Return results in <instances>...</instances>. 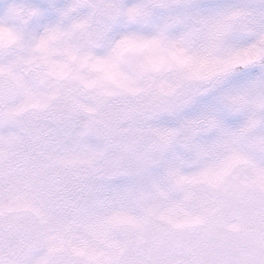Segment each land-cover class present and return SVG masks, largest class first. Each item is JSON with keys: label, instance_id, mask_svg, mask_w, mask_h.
<instances>
[{"label": "snow or ice", "instance_id": "snow-or-ice-1", "mask_svg": "<svg viewBox=\"0 0 264 264\" xmlns=\"http://www.w3.org/2000/svg\"><path fill=\"white\" fill-rule=\"evenodd\" d=\"M0 264H264V0H0Z\"/></svg>", "mask_w": 264, "mask_h": 264}]
</instances>
